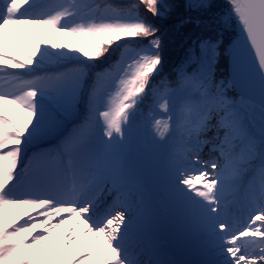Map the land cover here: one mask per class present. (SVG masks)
<instances>
[{"label":"snow or ice","instance_id":"snow-or-ice-1","mask_svg":"<svg viewBox=\"0 0 264 264\" xmlns=\"http://www.w3.org/2000/svg\"><path fill=\"white\" fill-rule=\"evenodd\" d=\"M172 18L195 31L164 76ZM140 127L170 153L166 192L198 259L173 258L130 162ZM90 261L264 264V0H0V264Z\"/></svg>","mask_w":264,"mask_h":264},{"label":"rangeland","instance_id":"rangeland-1","mask_svg":"<svg viewBox=\"0 0 264 264\" xmlns=\"http://www.w3.org/2000/svg\"><path fill=\"white\" fill-rule=\"evenodd\" d=\"M221 3V0H217ZM47 3H55V0H46ZM222 4V3H221ZM31 34L38 40H48L52 41L55 39L57 43L60 44H73L79 47L78 45V39L74 36H66L61 35L60 33H55V36H49L48 32L50 30L48 29H38L35 27L29 26ZM12 37L16 41V45H18L20 48H23L26 52L31 53V47L27 43V41L14 29L12 30ZM3 46L6 50V54H11L15 59L17 60H23V56L19 54V52L16 51V48L12 44L11 40L5 35L4 36V42ZM132 152L130 154V162L135 170V172L141 177V179L144 181L145 184V191L150 196L154 209L158 214V218L160 220V227L162 228V215L165 210H169L171 220L174 224V227L172 229V234H169L166 230L165 232V239L166 243L168 244L172 254L173 258L175 259H185V260H194L198 259L199 257L196 256L194 253L188 251L189 244L186 240L183 233V223L181 219L179 220L177 216H175L174 210L178 208V205L171 200V198L167 195L166 192V184H165V173L166 169L168 167V164L170 163V153L168 150H162L155 148L150 139H144L140 135H135L133 138V144H132ZM205 157H207V149H205L204 152ZM152 172L154 174H152ZM151 183L153 187L147 186L148 183ZM109 201H111V198H109ZM232 208V207H231ZM233 209V208H232ZM233 212V210H231ZM230 212V213H231ZM247 220V213L242 214V217L239 216V221L233 222L236 226H241L243 221ZM83 228H81V231ZM59 235V233L57 234ZM175 236V243H171V239L168 238V236ZM99 247V245L97 246ZM79 248V242L77 243V246L73 247L71 250L72 252H76ZM89 264H94V261L89 262Z\"/></svg>","mask_w":264,"mask_h":264},{"label":"trees","instance_id":"trees-1","mask_svg":"<svg viewBox=\"0 0 264 264\" xmlns=\"http://www.w3.org/2000/svg\"><path fill=\"white\" fill-rule=\"evenodd\" d=\"M109 2L114 4H125L128 3V0H109ZM217 3H222L221 5H223L224 0H221V3L217 1ZM176 24L177 21L175 18L169 19L168 21L159 22V26L164 32V76L173 75L174 68L179 65L184 58L185 50L189 43V37L195 31L194 26H184L182 28H178ZM79 43L81 42L79 41ZM220 73L224 76L229 75L226 61H222ZM229 94L231 95L232 93L230 92ZM135 135H140L144 139H150L148 130L143 127L138 128ZM232 208L234 209L233 213L231 214L232 218L235 215L241 214L242 210L240 209L239 205ZM232 208H230V211L232 210ZM167 222H170L169 219H167ZM168 228H170V223H168Z\"/></svg>","mask_w":264,"mask_h":264},{"label":"water","instance_id":"water-1","mask_svg":"<svg viewBox=\"0 0 264 264\" xmlns=\"http://www.w3.org/2000/svg\"><path fill=\"white\" fill-rule=\"evenodd\" d=\"M249 58H250V60H253V62H254V56H253V53L249 52ZM229 71H230V69H229Z\"/></svg>","mask_w":264,"mask_h":264}]
</instances>
